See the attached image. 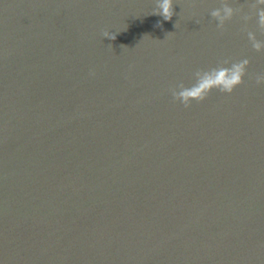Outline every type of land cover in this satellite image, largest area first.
I'll use <instances>...</instances> for the list:
<instances>
[{
    "label": "water",
    "instance_id": "obj_1",
    "mask_svg": "<svg viewBox=\"0 0 264 264\" xmlns=\"http://www.w3.org/2000/svg\"><path fill=\"white\" fill-rule=\"evenodd\" d=\"M155 7L0 0V264H264V5ZM243 59L231 94L173 99Z\"/></svg>",
    "mask_w": 264,
    "mask_h": 264
},
{
    "label": "clouds",
    "instance_id": "obj_2",
    "mask_svg": "<svg viewBox=\"0 0 264 264\" xmlns=\"http://www.w3.org/2000/svg\"><path fill=\"white\" fill-rule=\"evenodd\" d=\"M257 5H264V0H256ZM153 15L161 16L165 21H170L174 15L173 0H156V7ZM233 10L227 4L222 9H213L210 16L216 20L217 28L223 29L225 21L231 19ZM257 23L259 27L264 28V9L257 11ZM104 36L114 40L115 36H110L105 32ZM249 39L252 40V47L255 51L264 50V43L256 40L255 36L249 33ZM125 47V46H121ZM228 62H225L227 64ZM249 60L243 59L232 62L230 66H217L208 70L198 69L194 73L195 82L191 86H185L182 82L170 89L171 95L175 101L183 104L185 108L191 106L192 102H202L214 90L224 94H231L234 89L240 86L247 74ZM255 81L258 85L264 84V74H257Z\"/></svg>",
    "mask_w": 264,
    "mask_h": 264
}]
</instances>
